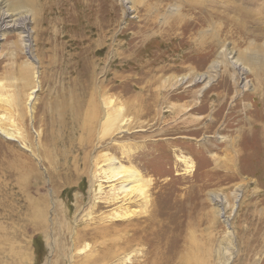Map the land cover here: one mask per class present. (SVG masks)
I'll return each mask as SVG.
<instances>
[{
    "label": "rangeland",
    "instance_id": "374dc122",
    "mask_svg": "<svg viewBox=\"0 0 264 264\" xmlns=\"http://www.w3.org/2000/svg\"><path fill=\"white\" fill-rule=\"evenodd\" d=\"M3 1L0 264H264V0Z\"/></svg>",
    "mask_w": 264,
    "mask_h": 264
},
{
    "label": "bare ground",
    "instance_id": "6f19581e",
    "mask_svg": "<svg viewBox=\"0 0 264 264\" xmlns=\"http://www.w3.org/2000/svg\"><path fill=\"white\" fill-rule=\"evenodd\" d=\"M14 1H16V3H19V4L23 3V4H27V5L28 4L36 5V3H35L36 0L35 1L34 0H14ZM127 1L128 0H124V2H127ZM5 5H6L5 1L0 0V39L3 38L5 35H7L9 32L16 31L20 37L21 43H22L25 51L29 52L30 37H31V31L28 28L29 27L28 24L31 22L30 21L31 18L29 17V15H30L29 11L27 9H25L24 6H23L24 9L20 10V8H18L19 7L18 6L17 7L18 9L16 10L15 8H4ZM20 7H22V6L20 5ZM41 21H42V19L37 20V22H36L37 25H40ZM176 25H178L177 22H176ZM172 31H174V30H172ZM203 76L204 75L200 76V78L202 79ZM35 91H36L35 88H33L30 91L28 101L33 98V93ZM0 135L4 136L7 139L12 138V136H10V134L7 133L6 130L3 129L1 126H0ZM105 161L113 162L114 159L112 157H110V158H106ZM26 169H28V168H25V171H26ZM109 170H110L111 174L109 176H106L107 179L119 180L121 183L120 185H121L123 190H128L132 187H135L136 185L140 184L143 181V180H141L138 172H136V171H134L128 167H123V166L111 167ZM146 182H147V184H149L150 180L147 179Z\"/></svg>",
    "mask_w": 264,
    "mask_h": 264
}]
</instances>
